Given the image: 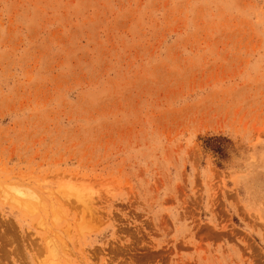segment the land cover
Returning a JSON list of instances; mask_svg holds the SVG:
<instances>
[{
	"label": "rangeland",
	"instance_id": "374dc122",
	"mask_svg": "<svg viewBox=\"0 0 264 264\" xmlns=\"http://www.w3.org/2000/svg\"><path fill=\"white\" fill-rule=\"evenodd\" d=\"M0 264H264V0H0Z\"/></svg>",
	"mask_w": 264,
	"mask_h": 264
},
{
	"label": "trees",
	"instance_id": "16d2710c",
	"mask_svg": "<svg viewBox=\"0 0 264 264\" xmlns=\"http://www.w3.org/2000/svg\"><path fill=\"white\" fill-rule=\"evenodd\" d=\"M209 139H214V138H209Z\"/></svg>",
	"mask_w": 264,
	"mask_h": 264
},
{
	"label": "bare ground",
	"instance_id": "6f19581e",
	"mask_svg": "<svg viewBox=\"0 0 264 264\" xmlns=\"http://www.w3.org/2000/svg\"><path fill=\"white\" fill-rule=\"evenodd\" d=\"M12 238V237H11Z\"/></svg>",
	"mask_w": 264,
	"mask_h": 264
}]
</instances>
